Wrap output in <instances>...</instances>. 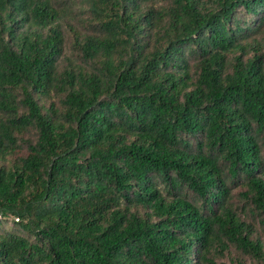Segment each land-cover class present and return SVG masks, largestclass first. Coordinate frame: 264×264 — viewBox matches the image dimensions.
I'll list each match as a JSON object with an SVG mask.
<instances>
[{"label":"trees","instance_id":"trees-1","mask_svg":"<svg viewBox=\"0 0 264 264\" xmlns=\"http://www.w3.org/2000/svg\"><path fill=\"white\" fill-rule=\"evenodd\" d=\"M0 264H264V0H0Z\"/></svg>","mask_w":264,"mask_h":264}]
</instances>
